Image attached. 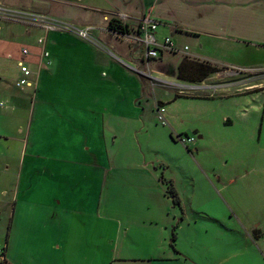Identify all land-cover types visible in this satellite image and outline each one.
Returning <instances> with one entry per match:
<instances>
[{
	"label": "crops",
	"instance_id": "1",
	"mask_svg": "<svg viewBox=\"0 0 264 264\" xmlns=\"http://www.w3.org/2000/svg\"><path fill=\"white\" fill-rule=\"evenodd\" d=\"M61 2L79 7L84 16L63 10L53 17L80 27L95 26L92 34L101 45L72 32L49 31L42 43L39 37L40 50L36 53L35 47H30L34 51L30 49V53L39 58L37 69L31 65L34 85L3 87L6 77L0 72V95L5 97L0 108L10 109L19 122L37 91L39 99L46 100L49 92L57 93L60 84L61 119L67 136H81V132L88 136L97 129L103 135L107 129L121 130L124 136L128 131L152 135L157 126L166 133L170 146L164 147L158 162L136 160L131 148L123 164H118L117 151L115 156L109 155L106 164L94 155L96 160H61L58 166L47 162L41 167L36 161H26L25 146L18 183L12 189V181L5 176L0 181V215L6 216L9 210L14 229L37 228L38 223L50 240L55 238L52 248L57 249L67 247L71 233L91 229L98 233L95 247L101 249L104 242L111 246L112 259L104 264H129L125 261L133 259L143 260L141 264H199L192 252L173 247L168 236L176 224L179 229L199 224L197 217L189 220L191 210L206 218V237L200 242L208 263L264 264V88L258 81L237 90H233L236 84L248 83L205 82L192 88L204 89L203 94L183 92L180 86L187 84L179 83L183 79L178 77L185 57L210 62L221 70H264V0ZM120 12L127 14L125 22L133 32L143 16L156 19L158 39L170 36L175 50L145 60L141 45L128 44L108 32L106 17ZM95 15H101L103 22H96ZM11 43L9 56L17 52L19 80V60L26 56L21 46L17 49ZM138 50L142 53L135 56ZM135 71L141 72L145 81H138ZM212 75L202 81L213 79ZM133 78L138 83L128 82ZM158 86V93L154 91V98L149 99L150 110L135 99L141 87L146 92ZM36 103L31 108L30 133ZM6 130L0 125V133H9ZM179 136H195V141L180 144ZM87 163L96 170L91 180L80 176ZM2 168L6 173L10 166ZM48 170L51 179L43 178ZM57 170L67 177L65 185L58 182ZM35 180L40 181L38 186ZM168 181L174 184L180 205L168 193ZM76 201L83 204L74 206ZM135 234L140 237L129 243L128 238ZM126 250L142 253L124 257Z\"/></svg>",
	"mask_w": 264,
	"mask_h": 264
},
{
	"label": "rangeland",
	"instance_id": "2",
	"mask_svg": "<svg viewBox=\"0 0 264 264\" xmlns=\"http://www.w3.org/2000/svg\"><path fill=\"white\" fill-rule=\"evenodd\" d=\"M73 1L80 4L85 3L86 1L95 4H102V0ZM0 7L3 11L0 15V72L6 77V81L2 84L3 87L8 85L11 86V84H13V86L15 85L19 88L17 78L19 76L17 72L18 56L17 52L14 57L9 56V53H12L11 50H8V46L11 42V45L16 46L17 49L20 46L21 50L27 48L30 56H26L24 59L20 60L26 61V58L30 61L28 66L31 71L34 72L33 67H37L35 64L39 58H37V54H34L33 56V53H30L32 50L30 47H35L34 51L36 53L40 50L39 45H37L39 42L38 39L39 37L40 39L42 37L44 39L46 34L49 32L46 29V21H48L49 18H55L53 17L55 12H61L63 10L69 11L74 15L84 16L79 7H69L68 5L64 6L61 0H0ZM56 19L61 20L59 18ZM94 20H97L96 22L98 23L103 22L101 15H95ZM112 39L115 40L114 38ZM122 45L125 47V50H127V45ZM141 53L142 51L138 50L135 56H140ZM31 65H33V67H31ZM172 69L174 68H168L169 71ZM155 70V68H152L153 73H155ZM229 71H237L238 74L232 76L226 74V72ZM134 75L138 81H145L141 72L135 71ZM213 75L215 76L213 79L204 82L183 79L182 81H179V83L194 86L206 85L208 82L209 84L240 81H246L248 83L246 85L236 84L238 86L234 87L233 90H237L242 87L253 85L254 81H258L261 83V87L264 88V70L248 71L232 68L219 70L213 73ZM133 79H129L128 82L135 83L136 81ZM56 88L57 93L51 95L49 92L47 98H45L46 100L43 99L42 101L41 98L39 99L40 95L38 93L39 91H37V95L35 97L38 100L37 103L36 99H34L33 102L30 99L28 100V110L26 114L23 113V117L19 120V122L15 120L13 116L14 113L10 109L0 108V125L5 127V129H7L6 131L9 132L0 133V181L2 177L5 176L6 180L9 182L12 181V189L18 183V165L22 162V151L25 146H27V151L24 152V154H27L26 161H36L38 162V167H41L47 162H49V165L51 166H58L57 163H60L59 161L61 160H64L65 162H69V160H96L94 155L98 156L99 159L106 164L109 159V155L115 156L117 151H119L118 164H123L125 161H128L127 158L130 156L129 151H131V148L132 151H135L137 154L136 160L139 159L140 161H145L154 159L158 162V159L162 157L163 153H165L164 147L170 146L166 133L163 130H160L157 126L153 130L152 135L148 132L142 134L141 132L137 133L128 131L124 136L121 130H118L116 133L110 129H107L105 132L106 134L103 135L102 132L97 129L92 130L90 132L91 134L88 136H85L83 132H81V136H67L63 129L65 121L61 119V113L63 111V101L60 95L62 86L57 84ZM150 88L151 87H149V89ZM149 89L145 92L141 87V89L137 92L138 96L135 97V99H139L141 104H144L147 107V110H150L151 108L150 103H148L149 99H153L154 91L157 94L160 88L158 86L155 87L154 90L150 89L149 91ZM49 90H51L50 87ZM180 90L183 92H193L199 94L206 92L204 89H192L183 86H180ZM2 99H5V97L0 95V100ZM51 99H56L57 101L54 103ZM34 102L36 103V109L34 112L35 115L33 116V127L30 133L29 130L32 114L31 108L34 106ZM142 107L144 106L142 105ZM156 123L161 124L158 119H156ZM21 129H24L23 133L20 132ZM179 143L183 144L182 142ZM88 145H90L91 148H89ZM5 165L10 166V169L6 171V173L2 172V167L5 168ZM49 172L51 171L48 170V172H44L43 178L51 179ZM95 172V166L87 163L85 165V169L80 171V176H85L91 180L95 176ZM90 174L92 175L89 176ZM56 178L60 184H66L64 181L67 177L59 174L58 170ZM39 182L40 181L35 180L34 184L38 186ZM182 186L184 185L182 184ZM186 187L187 184H185V188ZM188 193H190V191H188ZM35 196L37 197V195ZM35 196L30 195L29 197L35 198ZM80 204L82 205L83 202L76 201L74 206ZM89 204L90 202H87L86 205ZM195 206L197 207V205ZM202 209L206 210V204L202 206ZM85 210L92 211L93 208L87 206ZM196 217L199 220V224L196 227L186 226L184 229H179L177 224L174 225V229L172 231L169 230V242H172L173 232L175 230L177 234V239L174 241L176 247H179L180 249H187L192 252L198 258L199 264H211L207 262L205 248L200 242L201 237H206V218L195 215L191 210H189V220L195 221ZM103 223L105 222L103 221ZM12 225L13 220L11 219V215H9V210L6 213V216L0 215V244L2 246L0 249V256L3 252H5L4 257H6V259L12 264H95L98 262L104 264L110 262L112 259L111 246L109 243L104 242L101 249L95 247V238L98 233L94 234L91 229H88L87 232H84L83 229L81 232L75 231L71 233L67 247L57 249L52 248L55 238L50 240V238L46 236V233L43 232L44 230L42 227L38 226V223H36L37 228L27 227V230L25 227L22 229H14ZM80 226L82 228L84 227L82 224ZM139 237L140 236L138 234H135L132 237L130 236L128 241L129 243H134ZM126 251L128 252L124 257H138V255L142 253V250ZM2 259L0 258V264ZM125 262H128L129 264H141V262L144 261L133 259Z\"/></svg>",
	"mask_w": 264,
	"mask_h": 264
},
{
	"label": "built area",
	"instance_id": "3",
	"mask_svg": "<svg viewBox=\"0 0 264 264\" xmlns=\"http://www.w3.org/2000/svg\"><path fill=\"white\" fill-rule=\"evenodd\" d=\"M2 13L3 11L0 7V15ZM127 18V14L122 12L118 13L116 16H113L111 18L106 17V19L109 20L108 32L113 34V36L120 39L121 41L127 42L128 44L141 45L144 50L145 60L156 59L159 58L163 52H171L175 50L174 42L170 36L164 37L163 40L158 39L157 29L159 26V22L156 19L152 18L149 15L143 16L138 26L136 27V30L133 32L130 26L124 28V26H126L127 24L125 22ZM112 19H114L115 27H111ZM46 22L47 31L57 30L74 32L83 40L99 44V42L95 39L92 34V30L95 28L94 26L90 25L79 27L73 23L57 20L56 18H49ZM44 40L45 38L43 39L42 37L39 41L42 43ZM28 54L29 51L27 50V48H24L22 50V55L27 56ZM43 54L46 57L48 56V52L46 51H44ZM19 67L22 75L18 80V85L33 86L34 72L31 71L28 64L23 60H19ZM177 139L187 145L195 141V136H179L177 137ZM1 248L2 247L0 244V249Z\"/></svg>",
	"mask_w": 264,
	"mask_h": 264
},
{
	"label": "trees",
	"instance_id": "4",
	"mask_svg": "<svg viewBox=\"0 0 264 264\" xmlns=\"http://www.w3.org/2000/svg\"><path fill=\"white\" fill-rule=\"evenodd\" d=\"M129 25L126 24L124 28H127ZM111 27L114 26V19L111 20ZM221 70L219 67L216 65L210 63V62H203V61H198L189 57L183 58L179 65V73L178 77L181 79H188L192 81H202L212 75L213 73ZM163 178V177H162ZM168 183V188L167 191L172 195L173 200L176 204H181L180 197L178 195V192L172 182H167ZM177 239V234L174 230L173 232V237H172V242L171 245L175 247L174 241ZM5 255V252H3ZM1 264H12L10 263L6 257H4L1 261Z\"/></svg>",
	"mask_w": 264,
	"mask_h": 264
},
{
	"label": "water",
	"instance_id": "5",
	"mask_svg": "<svg viewBox=\"0 0 264 264\" xmlns=\"http://www.w3.org/2000/svg\"><path fill=\"white\" fill-rule=\"evenodd\" d=\"M186 87H189V88H196L197 86H194V85H185Z\"/></svg>",
	"mask_w": 264,
	"mask_h": 264
}]
</instances>
